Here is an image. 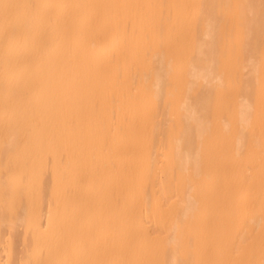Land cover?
<instances>
[{
  "label": "bare ground",
  "instance_id": "6f19581e",
  "mask_svg": "<svg viewBox=\"0 0 264 264\" xmlns=\"http://www.w3.org/2000/svg\"><path fill=\"white\" fill-rule=\"evenodd\" d=\"M0 264H264V0H0Z\"/></svg>",
  "mask_w": 264,
  "mask_h": 264
}]
</instances>
